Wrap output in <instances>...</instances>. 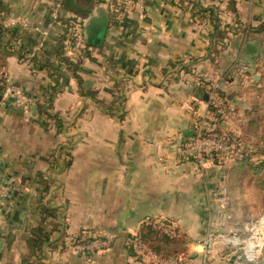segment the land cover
Segmentation results:
<instances>
[{"label": "crops", "instance_id": "obj_1", "mask_svg": "<svg viewBox=\"0 0 264 264\" xmlns=\"http://www.w3.org/2000/svg\"><path fill=\"white\" fill-rule=\"evenodd\" d=\"M108 2L94 0L89 18L106 16L105 36L77 72L91 98L56 56L69 54L66 22H82L65 0H0L14 48L36 49L57 69L53 81L0 46V264H155L140 263L127 244L153 217L173 221L185 240L175 264H209L204 240L226 220L216 196L227 178L220 163L186 148L199 120L215 127L209 92L236 93L258 75L264 36L218 34L233 20L229 0H144L120 17ZM236 6L242 26L264 20V0ZM205 8L217 9L216 29ZM9 84L29 98L26 107L4 94ZM199 146L213 149L208 140ZM82 230L107 244L81 252L73 236ZM229 241L216 243L217 262L253 261L227 253Z\"/></svg>", "mask_w": 264, "mask_h": 264}, {"label": "rangeland", "instance_id": "obj_2", "mask_svg": "<svg viewBox=\"0 0 264 264\" xmlns=\"http://www.w3.org/2000/svg\"><path fill=\"white\" fill-rule=\"evenodd\" d=\"M70 23L72 22H68ZM68 24V30H71ZM79 25L84 26V23L80 22ZM235 28L233 24L232 30ZM262 59L259 61L261 68L264 67ZM257 71V78L249 74L246 78L247 83L238 85L236 93H227L229 97L226 103H223L219 97L216 98L217 96L210 99L217 112L222 117L225 116V132H221L220 137L213 138V141L220 144V147L216 148L225 154V164H221V172L225 174L227 180L220 185L218 188L220 194L216 196L219 207L223 210V218L226 220L220 225L219 232L209 229L211 235L206 237V256L209 264H220L216 261L215 245L223 240H230L228 244L231 250L227 249L230 251L227 253L233 252L253 260L248 262L239 259L231 263V260L228 261L229 256L225 260L220 256L219 260H224V264H264V184H257L258 178L263 179L264 182V170L257 173L258 177H247L250 181L246 183L243 193L237 192L238 189L236 186L232 187V182L230 187L231 178L227 177L232 168H236L234 161H231L234 156L244 157L246 153H251L253 165L262 157L260 149L264 148V72ZM201 152L194 155L199 157ZM244 172L248 174L250 171ZM230 231L236 232L237 237H230L232 235L228 234ZM220 251L221 249L218 250ZM222 251L225 252V249Z\"/></svg>", "mask_w": 264, "mask_h": 264}, {"label": "trees", "instance_id": "obj_3", "mask_svg": "<svg viewBox=\"0 0 264 264\" xmlns=\"http://www.w3.org/2000/svg\"><path fill=\"white\" fill-rule=\"evenodd\" d=\"M70 1L71 2H67V0H65V3H64L65 7L67 6L68 8H70L71 11H73L83 23L84 20L89 18V16L91 15L93 11L94 0H70ZM108 1L110 5L112 3V0H108ZM236 1L237 0H229L228 10L232 14L233 20L231 22H225L223 24V27L219 28L218 34L220 35L221 33H224L225 35H227L228 32H237V31L247 30L249 32H253L261 36H264V20L260 21L258 25L256 26H251V25H249L248 27L242 26L241 20L239 18L238 9L236 6ZM109 5H108V8H109ZM201 10H203L209 15V19L215 25V29H216V27L220 25V19L218 17L217 9L211 10V9L205 8ZM123 13H125V11ZM112 15L113 17H117L114 14ZM68 22H72V21H67L65 24L66 25L65 26L66 27L65 46L67 50H69V47L71 45L69 35L67 37ZM72 24L73 23H70L68 25H70L71 27ZM233 24L234 26H236L235 30H232ZM3 29L4 28L0 26V34L5 31ZM0 46H2L4 49H7L9 53H11V51H14L16 54H18L19 58L24 61L28 58L27 56H24V54L25 53L28 54L32 52V49H26L24 47H19L15 49L14 48L15 46L10 45L9 42H5V44H3L1 43V40H0ZM86 47H87V50L83 57H78L76 55L73 56L71 54H67V51H65V54H64L62 50L59 53H57L56 56H58V59L61 63H65L71 67V72L78 79L79 87H81V93L83 94V96H89L91 98H94V93L92 91L83 89L81 78L77 73L80 63L87 56L88 50L91 48V46L88 44L86 45ZM39 52L40 51H38V53L36 52L31 58H29V60L34 63V66L37 69H45L48 76L52 77L54 81L55 80L54 75L57 69L55 68V66L52 65L51 62L50 63L44 62L41 59L37 60V58L40 57L41 55ZM263 55H264V52L262 53L261 57H263ZM261 67H262L261 65L258 66L259 71L261 70L264 72L263 70L264 67L263 68ZM52 87H55V85H52ZM212 90L215 92L217 98L219 97L220 100L223 101V103H226V100L229 97L227 93H225L222 89L218 87H214ZM210 112L212 113V115L210 116V120L209 119L208 120L209 122H214L215 124L214 130L211 132L202 130L200 134L201 138H205V139L206 138L207 139L218 138L220 137L219 135L221 132H225V126H226L225 125L226 122L224 121L225 116L222 117V115L219 112H217V109L212 105V102L210 104ZM52 117L56 119L57 123H60V120L58 117H55V116H52ZM201 153H202L201 157L203 159H210L212 162L225 164L224 162L225 154L221 150L210 149L209 151H203ZM260 154L262 155V157L259 158V161L255 165H253L252 163L251 153H246L244 157L234 156L235 158L231 159V161L233 160L234 163L236 164V168H232L231 173L227 175V177L229 176L231 178L230 183H229L230 187H231V182H232L233 184L232 187L234 188L236 186L238 189L237 192L243 193L245 191V188H246L245 186L250 181L247 179V177H251V176L256 177L259 171L264 170V148L260 149ZM245 170H248L250 172H248V174L247 173L245 174L244 172ZM259 183L264 184L263 179L258 178L257 184ZM157 220L166 226H172L175 230V234L170 235L167 232H164L162 229L158 228L157 226L153 225V223ZM103 237H104V234L101 232H90L88 230H82L80 233H77L75 236H73V239L81 244H86L93 238L97 239V238H103ZM136 237L140 239L142 243L150 251L156 253L157 255L163 258H175L176 256L180 255L181 253L185 251V240L183 239V237L179 235V230L174 225L173 221L167 218H156V217L149 218L148 220L143 222V224L141 225V227L139 228V230L136 232L135 235L133 236L129 235L127 237V241H128L127 244H128L130 253L134 255L135 257H137L141 263L143 262L141 255H138L137 252L133 248V244H134ZM84 252L88 253V250H85Z\"/></svg>", "mask_w": 264, "mask_h": 264}, {"label": "built area", "instance_id": "obj_4", "mask_svg": "<svg viewBox=\"0 0 264 264\" xmlns=\"http://www.w3.org/2000/svg\"><path fill=\"white\" fill-rule=\"evenodd\" d=\"M133 5H136L139 9H141L143 8L144 0H112V3L109 5V10L112 12V14L119 17L122 15L124 11L128 10V8ZM11 22H13V20ZM72 23L73 25L72 27H70L72 29L68 30V35H69V39L71 43L68 51H69V54L73 56L76 55L78 57H83L87 50V47H86L87 43H86L85 35L83 32V26L79 25V23H76V22L74 23L73 21ZM4 26L6 27L5 24ZM4 32L3 33H4L5 42H9V44L12 45L11 38L8 32L6 30ZM34 50L26 54V56L28 58H31L37 52L36 49ZM28 58L25 61L28 62L29 61ZM4 92H5L4 94L12 95L16 99L17 103L21 104L24 107H26L30 102L29 98L18 87L12 84H9L8 86H6ZM213 96L216 97V94L213 90H211L209 92V98L211 99L213 98ZM202 130L211 132L214 130V128L212 125L205 126V123L199 120V122L197 123L196 132H195L196 133V136L194 139L195 142L193 141L192 144L188 148H186L187 153L193 155L195 153L198 154L199 152L203 151L200 149L199 143L205 142V140H208L211 145L214 144L215 146L212 145V147L215 149H217L216 147H220V144L215 143L213 139L201 138L200 134ZM2 192H3V188H1L0 193ZM153 225L157 226L158 228L162 229L164 232H167L170 235L175 234V230L172 226H166L163 223L159 222L158 220L155 221ZM206 239L204 240L205 246L207 245ZM74 242L75 244H73V247H75L76 249H79L81 252H84L85 250L90 251V249L92 250L94 247L104 246L107 244V241L104 240L103 238H97V239L93 238L86 244H81L77 241H74ZM133 245H134V250L137 252L138 255H141V257L146 258L155 264H175L176 263V260L172 258L166 259L148 250V248L137 237L135 238Z\"/></svg>", "mask_w": 264, "mask_h": 264}, {"label": "water", "instance_id": "obj_5", "mask_svg": "<svg viewBox=\"0 0 264 264\" xmlns=\"http://www.w3.org/2000/svg\"><path fill=\"white\" fill-rule=\"evenodd\" d=\"M67 2H71L67 0ZM107 18L104 14L98 13L90 17L83 26V32L85 35L86 43L90 46H100L103 42ZM258 76L256 75L255 78ZM204 99L207 100V94L204 95ZM187 135H192L193 132H187Z\"/></svg>", "mask_w": 264, "mask_h": 264}, {"label": "bare ground", "instance_id": "obj_6", "mask_svg": "<svg viewBox=\"0 0 264 264\" xmlns=\"http://www.w3.org/2000/svg\"><path fill=\"white\" fill-rule=\"evenodd\" d=\"M257 245V244H256ZM253 246V245H252ZM255 246V245H254Z\"/></svg>", "mask_w": 264, "mask_h": 264}]
</instances>
